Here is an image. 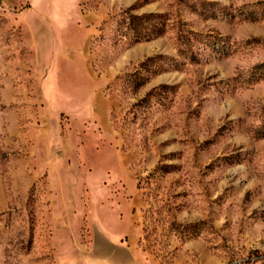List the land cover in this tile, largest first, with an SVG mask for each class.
Segmentation results:
<instances>
[{"label":"rangeland","instance_id":"rangeland-1","mask_svg":"<svg viewBox=\"0 0 264 264\" xmlns=\"http://www.w3.org/2000/svg\"><path fill=\"white\" fill-rule=\"evenodd\" d=\"M0 264H264V0H0Z\"/></svg>","mask_w":264,"mask_h":264},{"label":"trees","instance_id":"trees-1","mask_svg":"<svg viewBox=\"0 0 264 264\" xmlns=\"http://www.w3.org/2000/svg\"><path fill=\"white\" fill-rule=\"evenodd\" d=\"M142 18H144V17H142ZM142 18H141V19H142ZM138 19H140V18H138Z\"/></svg>","mask_w":264,"mask_h":264}]
</instances>
